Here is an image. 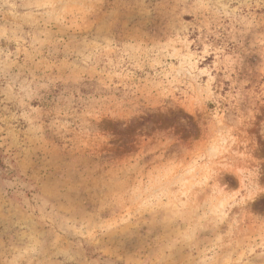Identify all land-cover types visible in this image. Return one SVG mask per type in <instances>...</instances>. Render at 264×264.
Wrapping results in <instances>:
<instances>
[{
  "label": "rangeland",
  "instance_id": "rangeland-1",
  "mask_svg": "<svg viewBox=\"0 0 264 264\" xmlns=\"http://www.w3.org/2000/svg\"><path fill=\"white\" fill-rule=\"evenodd\" d=\"M0 264H264V0H0Z\"/></svg>",
  "mask_w": 264,
  "mask_h": 264
}]
</instances>
